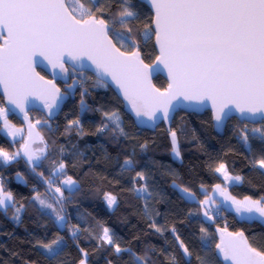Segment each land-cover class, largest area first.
<instances>
[{"label": "snow or ice", "instance_id": "snow-or-ice-1", "mask_svg": "<svg viewBox=\"0 0 264 264\" xmlns=\"http://www.w3.org/2000/svg\"><path fill=\"white\" fill-rule=\"evenodd\" d=\"M88 2L91 6H85L80 0H0V85L4 96V101L0 102V133L10 137V143H20V147L11 152L0 147V164L7 167L21 158L25 160L31 173L45 187L46 195H42L33 186L35 194L31 197V202L38 205L43 215L58 229L69 228L67 215L62 214L68 199L65 191L73 195L80 191V186L67 175L63 160L52 162L47 169L48 176L37 171L44 167L50 155L49 144L38 126L53 131L48 118L61 110L65 98L74 93L77 84L83 87V81L73 79L61 91L54 80H45L35 71V64L43 60L51 66L54 77L63 78L65 82L68 78L66 60L79 62L81 67L85 60L91 61L98 70L96 86L107 87L110 77L123 96L121 103L127 101L136 118L141 123H150L153 128L159 121L175 119L173 101L180 98L201 104L211 100L217 126L229 118L233 109L237 110L246 120L260 124L250 130L245 125L240 139L253 157L252 168L264 177V155L255 157L250 140V133L252 139L258 136L260 151L264 153V0H148L151 16L150 23L144 26L143 39L155 37L159 55L154 65L144 63L140 44L133 38V29L129 26L140 19L141 4L136 0H117V10L112 14L109 11L112 5L106 8L105 0ZM121 48L131 50L121 51ZM38 56L43 60H37ZM161 65L170 77L164 91L156 89L150 81L151 73ZM85 95L87 90L81 93V114L92 111L83 98ZM32 97L42 102L41 110L46 119L33 122L29 116V104L35 106ZM10 113L21 116L26 127L12 124L8 119ZM102 116L105 123L97 128L98 133L112 131L127 136L118 110L102 111ZM69 126L84 134L79 118L70 121ZM169 135L172 152L180 158L177 132L170 125ZM37 142L42 146L34 148ZM140 147L144 150L148 145ZM57 151L63 154L64 150ZM124 165L133 169L135 161L128 157ZM209 168L234 187L245 182L243 176L230 173L223 162L214 168L209 165ZM135 175L145 180L144 172ZM16 178L26 183L22 173H16ZM5 180L6 177L0 175V209L14 208L13 219L19 222L25 206L18 205L14 193L6 190ZM176 187L183 194L182 199L199 205V215L207 221L215 222L231 210L242 221L264 224V195L258 199L250 195L237 199L225 186L216 184L212 189L214 195L199 200L190 189ZM134 190L140 196L150 198L152 195L147 182ZM217 196L222 198L219 204ZM103 198L108 208L117 205V197L111 193H105ZM144 207L145 214L151 218L147 203ZM150 227L157 233L171 231L183 264H192L193 258L197 264H210L208 254L213 253V249L228 264H264V250L253 247L243 231L228 232L227 225L216 229L220 242L214 246L208 229H200L203 255L193 253L175 226L162 228L153 220ZM79 234H82L80 226H72L71 236L76 238ZM99 239L111 245L117 254L130 253L133 264H151L150 257L122 248L107 227L102 229ZM36 246L49 261H57L67 244L64 237L57 235L47 243L37 241ZM80 251L79 264H87L88 253ZM180 258L171 254L166 261L167 264H181Z\"/></svg>", "mask_w": 264, "mask_h": 264}, {"label": "trees", "instance_id": "trees-1", "mask_svg": "<svg viewBox=\"0 0 264 264\" xmlns=\"http://www.w3.org/2000/svg\"><path fill=\"white\" fill-rule=\"evenodd\" d=\"M80 2L91 6L88 0ZM136 2L142 5L139 9L141 17L129 26L133 29V38L140 44L139 51L144 61L151 64L157 57L154 35L147 41L143 39L144 26L150 23L151 10L147 4L138 0ZM116 4L117 0H105L106 8L112 5L109 9L112 14L117 10ZM39 72L48 76L43 70ZM72 79L86 80L85 86L81 88L77 84L63 108L54 117L48 118L53 131L38 126L49 144L50 155L44 161V167L37 169L48 176L47 169L52 162L63 160L67 165V175L80 186V191L73 195L65 191L68 199L64 205V213L68 217L69 228L58 229L48 216L41 213L38 205L31 202V197L35 194L33 186L38 187L41 194L46 192L24 159L7 167L0 164V175L6 177V190L14 193L18 205L25 206L20 213L19 222L13 219L14 208L7 211L0 209V264H79L82 258L80 249L88 253L87 264H133L130 253L117 254L111 245L99 239L104 227L110 229L114 240L122 248L150 257L151 264H167L166 257L171 254L180 258V250L176 247L171 231L155 232L150 227L153 220L162 228L170 229L175 226L180 238L194 254L203 255L200 249L202 227L208 229L214 246L219 243L216 229L224 228L225 225L228 231H243L253 247L264 250V224L242 221L231 210L215 222L207 221L199 215V205L182 199L183 194L176 187L179 185L190 189L199 200L210 194L216 184L225 186L237 199H243L246 195L258 199L260 195H264V177L252 168L250 161L253 157L240 139V132L245 125L253 128L260 126L259 123L251 124L233 118L227 123L223 133H220L214 128L210 111L203 114L178 111L170 126L177 132L179 149L182 151L180 160L172 152L169 128L164 121L151 129L139 127L133 116L124 110L125 101L121 103L123 99L110 85L97 87V77L94 74L87 72L83 76L78 73L74 78L68 76L67 82L64 79L57 81L62 91L67 84L72 83ZM154 82L158 88L167 85V80L160 75ZM84 90H87V95L83 98L92 111L81 114L80 100ZM3 101L0 95V102ZM112 110L119 111L127 136L112 131L97 132V128L105 123L102 111ZM29 115L33 122L35 119L47 118L39 110H33ZM9 116L17 124L26 126L19 115L10 113ZM77 118L83 125V135L74 126H69V122ZM250 140L255 157L264 155L260 151L259 137L252 139L250 134ZM9 141V137L0 133V147L10 152L20 147V143L12 144ZM142 144H147V149L142 150ZM61 148L64 150L63 154L57 151ZM128 157L135 161L133 169L124 165ZM221 162L227 165L233 175L243 176L245 182L234 187L210 171L209 165L214 168ZM141 171L145 173V180L136 178V172ZM18 172L22 173L26 183L17 181ZM145 182L152 194L150 198L140 196L134 190ZM201 185L204 187L201 188ZM105 193L117 197V205L112 209L108 208L103 198ZM145 203L151 218L145 214ZM189 213L196 215L190 216ZM74 225H79L82 229V234L76 238L71 236V227ZM57 235L64 237L67 247L57 261H49L36 244L37 241L50 242ZM208 255L211 258L210 264H223L214 249ZM180 259L183 264V259ZM192 264H197L195 258Z\"/></svg>", "mask_w": 264, "mask_h": 264}, {"label": "water", "instance_id": "water-1", "mask_svg": "<svg viewBox=\"0 0 264 264\" xmlns=\"http://www.w3.org/2000/svg\"><path fill=\"white\" fill-rule=\"evenodd\" d=\"M139 2L141 3H144V4H147L148 7L150 8L151 10V5L148 3V0H138ZM154 45L156 46V42H155V37H154ZM156 50H157V56L159 55V52H158V49H157V46H156ZM121 51H123L121 49ZM141 58L143 59V56L141 55ZM37 60H43L42 57H37ZM144 60V59H143ZM156 59L154 60V62H152L151 64L148 63L149 65H154ZM145 64H147L145 61H144ZM69 65L71 66L72 68H75L76 71H79V72H89V73H92L94 74L96 77H97V73H98V70L96 69V66L91 62V61H88V60H85L84 61V66L81 67L79 62H72V61H68L66 60L65 61V67ZM67 68V67H66ZM39 70H43L47 73L48 76L44 75L43 73L39 72ZM35 71L37 73H39L40 76L44 77L45 80H54L56 86L58 88L61 89V87L59 86L58 82L57 81H60V80H63V78H59V77H54L53 75V70L51 68V66L48 64L47 60H43V62H38L35 64ZM162 76L164 77L166 80H167V85L164 87V88H158L156 85H155V82H154V79L157 77V76ZM150 81H151V84L156 88V89H159L161 91H164L165 89H167L168 87V84L170 83V77H169V74H168V71L167 69H165L163 67V65H161L159 67L158 70H154L151 75H150ZM107 84L110 85L114 90H116V92H118L119 96L121 97V99H123V96L120 94V89L118 88V86L111 80L110 77L107 78ZM62 91V89H61ZM0 95H2L3 99H4V96H3V86L0 85ZM68 97L65 98L64 102L67 100ZM33 102H34V107L33 105L30 103L29 104V113L32 112L33 110H39L41 112H43L41 110V105H42V102L38 99V98H35V97H32L30 98ZM64 102L62 104V108H63V105H64ZM173 104L176 106L175 108V113H177L178 111H181V110H184V111H187V112H190V113H197V114H203L205 111H210L211 112V115H212V118H213V115H214V110L212 108V102L211 100H206L205 102H203V104H201V102L199 101H189V100H184L183 98H180L179 100H174L173 101ZM6 106V105H5ZM61 108V109H62ZM124 110L127 111L128 113H130L134 120L137 122L138 126L139 127H142V128H147V129H151L153 128L152 125L150 123L148 124H144V123H141L135 116V113L131 110L130 108V105L128 104L127 101H125V107H124ZM59 112V111H58ZM57 112V113H58ZM56 115V114H55ZM30 116V115H29ZM21 117V116H20ZM54 117V116H53ZM22 118V117H21ZM233 118H238L240 121L242 122H248V123H251V124H257V123H253V122H250L249 120H246L244 118V116H242L237 110L233 109V111L230 113V116L229 118L225 119V121L223 122V124L221 126H217L216 122L214 121L213 119V123H214V128H216L220 133H223V131L225 130V127L227 125V123L233 119ZM146 119V118H145ZM173 121V120H172ZM172 121H164L165 124L167 125V127L169 128V125H171ZM161 121L158 122V124H160ZM157 124V125H158ZM42 145L37 142L36 144L33 145L34 148L36 147H41ZM228 232H231V233H235V232H232V231H228ZM217 235L219 237V242H220V234L219 232H217ZM227 242V241H226ZM220 258V260L223 262V264H228L227 261H225L223 259L222 256H220L219 254H217Z\"/></svg>", "mask_w": 264, "mask_h": 264}, {"label": "rangeland", "instance_id": "rangeland-1", "mask_svg": "<svg viewBox=\"0 0 264 264\" xmlns=\"http://www.w3.org/2000/svg\"><path fill=\"white\" fill-rule=\"evenodd\" d=\"M71 84V83H70ZM8 119L11 121V123L12 124H14L16 127H18V128H21V127H26V126H24V125H20V124H17L14 120H11V118H10V116H8ZM258 127H260V126H258ZM247 128L250 130L251 128L247 125ZM251 134V133H250ZM9 139H11L10 137H9ZM178 144H179V141H178ZM178 159H182V151H180V158H178ZM25 180V179H24ZM227 184H230V183H228L227 182ZM42 195H46L45 193L44 194H42ZM212 195H214V193H213V191L211 190V192H210V194H208L207 196H212ZM217 198H218V196H217ZM204 199H205V197H204ZM203 199V200H204ZM219 199H220V197H219ZM220 202H218V204H219ZM112 209V208H111ZM59 210V209H58ZM65 212V210L63 211V213L62 214H65L64 213Z\"/></svg>", "mask_w": 264, "mask_h": 264}, {"label": "flooded vegetation", "instance_id": "flooded-vegetation-1", "mask_svg": "<svg viewBox=\"0 0 264 264\" xmlns=\"http://www.w3.org/2000/svg\"><path fill=\"white\" fill-rule=\"evenodd\" d=\"M67 67V69H68V74H67V76H69V77H72V78H74L78 73H81L83 76H85L86 75V72H79V71H73V68L71 67V66H69V65H67L66 66ZM73 80V79H72Z\"/></svg>", "mask_w": 264, "mask_h": 264}, {"label": "built area", "instance_id": "built-area-1", "mask_svg": "<svg viewBox=\"0 0 264 264\" xmlns=\"http://www.w3.org/2000/svg\"><path fill=\"white\" fill-rule=\"evenodd\" d=\"M79 80H81V81H83V87L85 86V83H86V80H83V79H79ZM79 85V84H78ZM79 87H81L80 85H79ZM83 87H81V88H83ZM36 190H40V189H38V187H36ZM215 214V213H214ZM226 215V212H224L223 213V216L222 217H224ZM219 219V218H218Z\"/></svg>", "mask_w": 264, "mask_h": 264}, {"label": "crops", "instance_id": "crops-1", "mask_svg": "<svg viewBox=\"0 0 264 264\" xmlns=\"http://www.w3.org/2000/svg\"><path fill=\"white\" fill-rule=\"evenodd\" d=\"M229 193H230V192H229ZM221 199H222V198L219 199V197L217 198V204H218V202L221 201ZM2 210H3V209H2Z\"/></svg>", "mask_w": 264, "mask_h": 264}]
</instances>
